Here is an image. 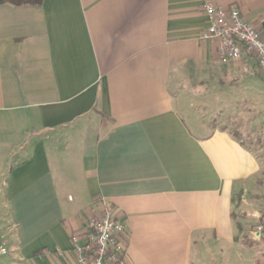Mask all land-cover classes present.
I'll use <instances>...</instances> for the list:
<instances>
[{
	"label": "crops",
	"instance_id": "0c3cea01",
	"mask_svg": "<svg viewBox=\"0 0 264 264\" xmlns=\"http://www.w3.org/2000/svg\"><path fill=\"white\" fill-rule=\"evenodd\" d=\"M208 3L264 36V0L0 5V264H77L106 202L124 264H264V70L200 40Z\"/></svg>",
	"mask_w": 264,
	"mask_h": 264
},
{
	"label": "built area",
	"instance_id": "2783aa9c",
	"mask_svg": "<svg viewBox=\"0 0 264 264\" xmlns=\"http://www.w3.org/2000/svg\"><path fill=\"white\" fill-rule=\"evenodd\" d=\"M208 26L202 33V42H216L220 59L227 64L240 60L243 54L252 55L261 70H264V36L237 7L228 9L204 6ZM124 224L116 216L114 206L104 203L102 212L91 217L84 232L72 236L77 264H124L126 247L122 241ZM264 233V223L257 225L251 233L259 240ZM5 254V250H2Z\"/></svg>",
	"mask_w": 264,
	"mask_h": 264
},
{
	"label": "rangeland",
	"instance_id": "374dc122",
	"mask_svg": "<svg viewBox=\"0 0 264 264\" xmlns=\"http://www.w3.org/2000/svg\"><path fill=\"white\" fill-rule=\"evenodd\" d=\"M232 112L235 113L236 110H233ZM233 113H230L229 117L224 118L222 121H220V125L228 127L232 132H236L237 131V127H239L240 123L236 121V117L231 116V114H233ZM255 121H256L255 122L256 127L259 126V128H260L261 127L260 125H262V123H264V116L260 115L259 117H255ZM238 135H239V133H238ZM244 140L250 146L253 144L252 140H247L246 139V136L244 137ZM252 149H254V148H252ZM210 248H211L212 254L217 253V250H216L215 246H211ZM242 254L244 255V257L246 256V258H247V255H245L246 253H242ZM237 256L240 259L239 255H237ZM238 258L234 257V254H231V255H229L226 258L223 257L222 260H221L220 257H218V258L215 259L214 264H240L238 262V260H239ZM244 264H252V263L248 262V258H247V260L245 261Z\"/></svg>",
	"mask_w": 264,
	"mask_h": 264
},
{
	"label": "trees",
	"instance_id": "16d2710c",
	"mask_svg": "<svg viewBox=\"0 0 264 264\" xmlns=\"http://www.w3.org/2000/svg\"><path fill=\"white\" fill-rule=\"evenodd\" d=\"M45 0H0V5L11 4L14 6H33L38 7L44 3Z\"/></svg>",
	"mask_w": 264,
	"mask_h": 264
}]
</instances>
